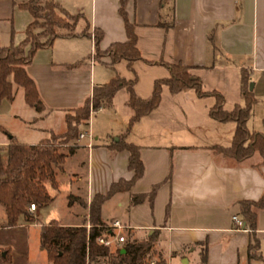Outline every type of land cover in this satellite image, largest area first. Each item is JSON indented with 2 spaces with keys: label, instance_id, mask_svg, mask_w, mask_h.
Listing matches in <instances>:
<instances>
[{
  "label": "crops",
  "instance_id": "obj_1",
  "mask_svg": "<svg viewBox=\"0 0 264 264\" xmlns=\"http://www.w3.org/2000/svg\"><path fill=\"white\" fill-rule=\"evenodd\" d=\"M27 1L0 0V46L24 40L33 20L32 14L21 7ZM53 1L77 21L71 35H61L51 46L38 49L25 67L45 110L38 113L33 108L36 115L27 119L14 117L39 137L22 142L0 125L2 159L8 145L3 130L19 143L37 144L50 133H63L66 114L92 98L94 88L115 75L125 80L136 77L135 94L148 98L154 82L169 76L168 63L190 67L204 91L216 90L224 96L226 111L243 103L241 84L245 77L249 86L252 84L250 90L256 100L252 116L256 107L262 109L259 120L251 119L250 114L246 126L264 133V0H126L124 11L135 24L141 55L131 69L126 60L111 64L108 56L96 57L97 48L104 51L112 43L127 40L121 0ZM92 31L101 33L93 61ZM18 87L14 85L15 95ZM128 99L127 90L121 88L112 97L111 106H101L92 114L91 149L86 148V139L72 143V154L57 171L58 187L46 184L52 197L45 206L51 207L49 221L64 226L90 224L93 197L106 194L111 184L133 176L128 168L129 152L115 149V144L123 140L139 148L143 175L127 191H118L101 204L104 223L117 220L127 226L122 232L125 241L129 234L137 240L155 235V247L166 264H261L248 259L247 247L259 239V251L264 256V209L257 211L255 227L250 229L239 202L257 201L262 196L264 155L256 151L237 161L215 150L231 146L236 123L217 122L209 116L215 104L212 96L198 97L193 90L171 94L163 86L158 106L132 124L134 110ZM86 129L85 123L79 132ZM68 195L80 197L86 206L78 202L68 206ZM58 207L64 209L62 214ZM43 208L30 212L35 226H27L29 220L20 216L17 225L9 227L0 204V231L7 233L0 238V251L9 250L11 257L5 264H14L20 255L21 247L16 246L26 243L29 228L37 229L39 241L40 227L47 224L42 222ZM233 215L243 220L247 231L235 228ZM124 243L114 241L111 248Z\"/></svg>",
  "mask_w": 264,
  "mask_h": 264
},
{
  "label": "trees",
  "instance_id": "obj_2",
  "mask_svg": "<svg viewBox=\"0 0 264 264\" xmlns=\"http://www.w3.org/2000/svg\"><path fill=\"white\" fill-rule=\"evenodd\" d=\"M126 0H121L120 14L125 23L127 40L112 43L106 50L96 49V57L108 56L111 64L126 60L128 68L132 63L141 59L136 46L137 36L135 24L128 20L124 11ZM33 17L27 26L25 38L17 45L0 46V102L3 99L13 100L14 85L23 89L26 104L41 113L45 110L36 84L27 74L25 67L31 62L38 49L52 45L61 35H71L77 17L70 15L64 8L53 0H28L21 4ZM39 28L38 32L33 30ZM67 31L60 34L58 29ZM101 39V33L95 34V46ZM169 70L167 78L158 79L153 84L150 96L146 99L138 97L134 92L136 77L125 80L115 75L108 83L94 88L92 98H86L84 103L68 112L65 116L66 130L51 139H43L37 144L19 143L14 136L3 130L8 137L5 158L0 157V204L5 209L6 225H17L20 216L30 220L29 204L36 208H43L52 201L46 184L54 189L58 187L57 171L62 169L66 158L72 154L74 145L68 146L67 152L60 151V145L66 144L78 137L80 126L87 124L89 119V105L94 110L101 106H111L114 94L121 88L128 92V104L133 108L134 115L130 124L154 110L161 99L162 87L166 86L171 94L193 90L198 97L212 96L214 106L209 110V116L217 122L234 121L236 128L232 144L227 148L216 147L215 150L237 161L250 157L258 151L264 155V133L251 131L246 126L255 98L244 77L241 84L243 103L234 106L232 111L224 110V96L216 91H204L200 79L194 76L190 67L182 63L166 64ZM74 112V114H72ZM54 134V133H53ZM115 149H126L129 152L128 168L133 172L130 180H120L111 184L106 194H96L89 204V221L91 227L86 229L85 223L80 226H64L56 220L42 225L39 233L41 249L46 251L49 264H150L151 256L155 253V235L144 240H137L129 234L122 247L111 248L98 242V238H109L114 232L105 228L100 218V206L116 192L127 191L131 185L143 175V164L139 155V148L123 140L115 144ZM156 191L154 187L149 194L151 199ZM78 202L86 206L80 197L68 195V206ZM240 212L246 220V226L253 229L257 220V211L264 209V192L259 200H243L239 202ZM260 240L247 247L248 259H256L264 264V256L260 253ZM123 250V252H122ZM4 253V255H2ZM156 264H166L162 253H157ZM202 260H205L203 255ZM10 261L9 250L0 251V264Z\"/></svg>",
  "mask_w": 264,
  "mask_h": 264
},
{
  "label": "rangeland",
  "instance_id": "obj_3",
  "mask_svg": "<svg viewBox=\"0 0 264 264\" xmlns=\"http://www.w3.org/2000/svg\"><path fill=\"white\" fill-rule=\"evenodd\" d=\"M62 28L58 29V32H61ZM34 32H38L39 28H36L33 30ZM19 90L17 91L14 100L10 103L8 101H1L0 102V125L5 127L11 134H14L18 137V139L20 141H29V140H35L36 137H39L34 130L29 129V127H27L26 124L23 123L22 120H19L18 118H15L14 115H19L22 118H29L31 115H36L34 112V109L31 108L28 104L25 103L24 101V96H23V92L22 89L20 87H18ZM254 107V106H253ZM252 107L251 110V119H255V121L259 120V115L260 113H262V109H260V107H256L255 108V117L252 116L254 109ZM72 114H74V112H72ZM249 125H251V123H249ZM1 129V128H0ZM53 135H58V134H53L50 133V135L48 136V139H51ZM36 136V137H35ZM3 139H5L6 137H2ZM77 139V138H76ZM76 139L69 141L66 144H61L60 145V151H62L63 149H68L69 144L71 145L73 142L76 141ZM3 142H1V138H0V150L4 147ZM51 210V207L43 208L41 210L42 215V222L43 223H48L49 222V211ZM58 211L60 212V214H62L64 212V209L58 207ZM59 214V215H60ZM29 222V223H28ZM27 222V226L29 224H33L35 226L36 221L35 219L33 220H29ZM41 228V227H40ZM36 231L37 229H31L29 228L27 231V241L25 244L21 243L18 244V246L16 247H21L19 250V256L17 257L16 260H14V264H45V262H47V259L45 257V251H41L40 250V243L39 241H37V236H36ZM11 234V233H9ZM7 233L0 231V238L4 236H6ZM29 236V237H28ZM125 236V235H124ZM128 237V236H127ZM25 248L24 250L22 249ZM155 249V253L151 256V259L156 260L157 259V253H158V249ZM11 260V257H10ZM10 261H4V263H8Z\"/></svg>",
  "mask_w": 264,
  "mask_h": 264
},
{
  "label": "built area",
  "instance_id": "obj_4",
  "mask_svg": "<svg viewBox=\"0 0 264 264\" xmlns=\"http://www.w3.org/2000/svg\"><path fill=\"white\" fill-rule=\"evenodd\" d=\"M91 36V40H92V49H91V60L93 61V56L95 54V33L94 31L91 32L90 34ZM91 99V98H90ZM95 112V110L92 107V103L90 102L89 105V119L87 121V129L84 131L79 132L78 137H77V141L78 140H82V139H86L87 143H86V148L91 149L92 144H93V133L91 130V116L92 114ZM29 212H34L36 210V205L34 203H30L29 207H28ZM232 221L235 225V228L238 230H242V231H247L248 229L245 227V224L243 222V220H241L240 218H238L237 215H233L232 216ZM86 229L89 230V228L91 227V224H86L85 225ZM105 228L111 230L114 232V236L113 237H109V238H103L100 237L98 238V242L100 244H103L104 246H108L111 247L113 245V242L116 241L118 243H124L125 242V236L122 234L123 230H125L127 228V226L121 224L119 221H113L111 223H108L104 226ZM150 264H156L154 260H152L150 262Z\"/></svg>",
  "mask_w": 264,
  "mask_h": 264
},
{
  "label": "water",
  "instance_id": "obj_5",
  "mask_svg": "<svg viewBox=\"0 0 264 264\" xmlns=\"http://www.w3.org/2000/svg\"><path fill=\"white\" fill-rule=\"evenodd\" d=\"M249 88L252 89V84H250ZM122 252H123V250H122ZM2 255H4V253H2Z\"/></svg>",
  "mask_w": 264,
  "mask_h": 264
}]
</instances>
